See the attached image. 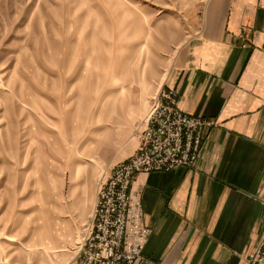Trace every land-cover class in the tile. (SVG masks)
Wrapping results in <instances>:
<instances>
[{"label":"rangeland","instance_id":"1","mask_svg":"<svg viewBox=\"0 0 264 264\" xmlns=\"http://www.w3.org/2000/svg\"><path fill=\"white\" fill-rule=\"evenodd\" d=\"M209 5L0 0V264L77 259L100 180L139 152L150 105L173 90L164 82ZM115 100L126 123L108 133ZM140 173L151 172L133 177L142 199L132 187Z\"/></svg>","mask_w":264,"mask_h":264},{"label":"crops","instance_id":"2","mask_svg":"<svg viewBox=\"0 0 264 264\" xmlns=\"http://www.w3.org/2000/svg\"><path fill=\"white\" fill-rule=\"evenodd\" d=\"M206 16L163 86L216 126L196 164L140 173L132 186L151 229L143 254L157 264H248L264 226V0H210ZM110 104L114 133L126 119Z\"/></svg>","mask_w":264,"mask_h":264},{"label":"built area","instance_id":"3","mask_svg":"<svg viewBox=\"0 0 264 264\" xmlns=\"http://www.w3.org/2000/svg\"><path fill=\"white\" fill-rule=\"evenodd\" d=\"M215 125L211 119L183 113L175 91L162 89L150 105L139 152L100 180L98 201L81 231L72 264H156L142 254L150 230L143 223L141 195L131 190L133 177L194 164L204 130ZM249 264H264V228L259 246L249 254Z\"/></svg>","mask_w":264,"mask_h":264}]
</instances>
